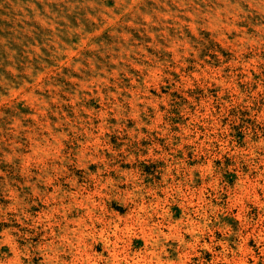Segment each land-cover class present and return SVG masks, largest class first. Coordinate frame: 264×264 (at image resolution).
Here are the masks:
<instances>
[{
  "label": "rangeland",
  "instance_id": "1",
  "mask_svg": "<svg viewBox=\"0 0 264 264\" xmlns=\"http://www.w3.org/2000/svg\"><path fill=\"white\" fill-rule=\"evenodd\" d=\"M0 264H264V0H0Z\"/></svg>",
  "mask_w": 264,
  "mask_h": 264
}]
</instances>
